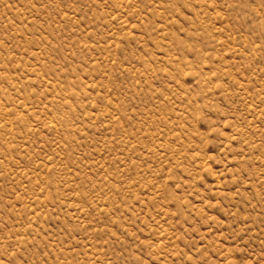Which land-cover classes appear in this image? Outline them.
I'll use <instances>...</instances> for the list:
<instances>
[{
	"label": "rangeland",
	"instance_id": "rangeland-1",
	"mask_svg": "<svg viewBox=\"0 0 264 264\" xmlns=\"http://www.w3.org/2000/svg\"><path fill=\"white\" fill-rule=\"evenodd\" d=\"M0 264H264V0H0Z\"/></svg>",
	"mask_w": 264,
	"mask_h": 264
}]
</instances>
